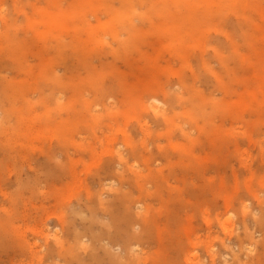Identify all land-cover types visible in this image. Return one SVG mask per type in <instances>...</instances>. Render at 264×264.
Masks as SVG:
<instances>
[{
	"label": "rangeland",
	"instance_id": "1",
	"mask_svg": "<svg viewBox=\"0 0 264 264\" xmlns=\"http://www.w3.org/2000/svg\"><path fill=\"white\" fill-rule=\"evenodd\" d=\"M171 14L174 15L176 19L175 25L177 27V30H179V36L177 35L176 38H175L176 31L170 25V23L174 21L173 16H169ZM166 16L170 17V19L167 20ZM256 24H259L260 27L259 28L256 27ZM168 27H170V29ZM257 37L262 38L259 43V46L261 49L264 50V0H0V220H1L0 222L2 224L4 222L2 226L0 223V230L1 228L4 227L3 228L4 230L2 229L0 231V237L2 236V238L0 239V243H6L7 240L5 239H8L10 237L8 239V242L9 240L10 242L9 243L7 242L8 245L7 243L4 245L2 244V247L5 248L4 249L2 248V251H0L1 252L0 255L2 254L1 257L4 260L0 258V263L3 264L2 262L4 261V264L5 262L9 264L10 259L11 261L14 259L13 262H15L16 259L18 258L19 261L15 262V264H19L21 260H23V262L21 261L22 262L21 264L24 263L42 264L44 263L43 261H45V259L47 261V263L45 264H49V263L58 264L55 258L54 261L52 260L53 259L52 257L51 258L47 257L48 254L54 252L55 250L54 248H64V247L69 248L70 245H72L71 246L72 248L77 249V251L79 250L78 251L79 253L81 251L82 253L81 258L83 259V261H86L88 258H86L85 255H87V257L90 256L88 255L89 251L88 253L86 252L85 254L84 249L81 248L79 245L78 238L87 236L86 241H89V244L91 243L96 244L95 240L92 241V237L102 236L104 234V231L106 232L108 231L107 233L104 234V236H102L104 238L106 237V235H108V236H114L111 237L114 239L116 236L120 235L118 229L117 230L115 229L116 231H114V229L112 231L105 230L106 228L102 229L103 227L100 224V222H102L103 220L110 222L108 219H110L111 217L109 216L111 211L106 212L105 210L104 212L103 209L101 208L102 210L99 209L100 211L99 212L97 207L99 203L97 202L94 204V202L98 201L96 197L98 196V193H103L102 198L105 204L107 205L108 204L113 205L115 202L117 203L119 200H120L119 202H122L123 200L121 198L122 196L121 192L117 191V188L122 186L120 183H123L124 184L123 187L124 188L126 187L125 189H123L125 192H131L133 194L135 191V194L132 196L134 200L136 199V201L132 202L133 204L132 206L136 205V203L139 204L141 202V204L144 203L143 208H146V210L144 211L145 214L144 219L142 218L138 219L134 217L136 219H133V222L134 220L135 221L137 220L133 224L135 230L142 233L143 235L145 233L146 236H144L142 239L145 238L147 239L148 233L150 236L151 232H152V237H156V239L154 238L152 239L150 236L151 239H147V240H152V242L148 241L147 243H145V240L144 241L138 240L139 243L137 241H131L132 244L131 242H129V244L131 245H133V243L136 242L134 247L135 246L138 247L137 245H139V248L135 247V250L138 251V256L140 257V262H138L139 264H143V262L145 264H164L165 262L166 264H175L177 263L176 262L177 257H179L178 259L180 258L183 259L182 261H186L184 263L181 260H179L181 261L180 263L187 264L188 258L192 257L188 254V252L190 254L193 253L198 258L197 259L198 261L197 260L196 261L197 262L200 261L199 262L200 264L205 259L207 260L205 261L208 262L210 261L209 260L210 257L206 255H209L208 254L209 248L219 253L226 252L225 248L222 247L221 239L226 238V235L227 237H229L228 235L232 236L231 235L232 231L237 232L235 233L236 235L238 233H240V235H245L244 222L246 220V224L247 226H249L247 222L251 221V219H252V223L251 222L250 223L252 225L249 226V229H251L250 232L252 233V235L253 236L256 235V236L255 238H252V240L251 239L249 240L248 237H244L246 240L243 241L246 243L250 242V244H252V248H254L255 250L252 251V249H247L246 246V250H243L242 251L243 253L241 252V255H242V259L248 262L250 261L249 262L250 264H260L257 260H253V257L259 256V254L262 255L264 252L263 251L264 248L261 250L262 246H260V244L264 246V236H263L264 231H262L263 229L260 230L259 228L261 227L256 225L257 223L253 221H255V218H259L261 216L260 214L264 215V203H263L264 191H262L264 190L263 187L264 186L263 183L264 93L262 94L261 92L258 91L260 89V86H262L264 92V73H263L264 68L263 70L262 69L260 70L258 76L253 79L252 81L253 83L249 85H247L246 83H240L238 79L235 80V76H237V74L239 76V79H245V78L250 79V77L254 75V68L252 66L249 67L250 65L249 66L247 65L248 67L246 68L248 69L247 70L244 69L243 66L244 63L242 61H239V59L241 58L240 55L237 56L234 48L232 47L233 44H237L240 51L243 52L242 54H246V56L253 54L255 55V51L253 47L250 46L255 45ZM180 44H184V46L189 50V58H190L189 62L191 60L190 64L193 65L197 74H199L198 79L196 80H194L193 77L191 76L192 72L189 69L188 63L187 64L185 63L183 65L180 62L181 59V57L179 56ZM164 46L165 49H167L168 51L167 55H166L167 51L165 52L161 51ZM215 47H217L216 50H218L216 52H215ZM170 48L173 49V55H170V51H169ZM224 49L225 52H222L224 51ZM224 53L226 54V56ZM229 53L231 54L228 55ZM221 56L224 57V59ZM170 57H171V61H170ZM230 57L231 58L236 57V58L231 59ZM252 57H253V61L255 62L256 56H252ZM201 58H204L207 61V63L213 68L214 71L218 69V71L216 72L220 74L221 78H223L221 79L222 81L215 79V77L211 75L209 71H207V68L203 67L200 64L202 62V60H200ZM226 60H227L226 62L227 66H225L226 64L224 62ZM237 64L240 65L238 66ZM234 66L236 68L238 67L237 70H239V72L235 75L232 74L233 69H235ZM175 69L184 70L183 71L184 76H186L185 82L187 85H189L190 83V85L189 86L181 85L180 87L182 88L183 92H185V95L190 98V100L186 98L187 105L185 104V106H183L184 109L181 105L178 104V106L175 108L174 111L175 112L174 119L176 122L178 119L177 123H179V125H181L182 127L184 125V127L190 131L192 136H197L200 140L198 142L199 144H195V142H191L185 139L182 136L178 127L177 128L173 127L174 128L173 131L175 129L176 130L173 133V138H169V134L172 131L170 132V129L167 124L165 126V123H160L156 120L154 122L153 117L151 118L149 114H146L138 110H136L134 114V106L137 107L139 101L141 100V96L144 95V93L146 94V92L141 90L142 84L141 82H139V79L144 78L147 82H150L154 78V75L158 73H160L161 77L165 79L167 76H171L173 74L162 70L172 71ZM223 69L225 70L223 71ZM221 71H223V73ZM249 72L251 73L249 74ZM240 73H242L243 75ZM204 74L206 75V77L204 76ZM227 77L229 78L227 79ZM177 79L178 78L172 79L174 81L173 84H176V82L178 81ZM233 81H235V83ZM192 83L196 90L198 91L206 90L207 93L209 92L207 95H210L212 94L211 92H213L212 95L215 99H217L216 104L219 107L213 106L210 103H206L205 105H203L204 107L200 106L198 100L199 96L197 95L195 98L193 94L188 93V90H190L189 87H191L192 89ZM213 83L214 84L217 83V84H215L214 86ZM111 86L113 87L110 88ZM239 86L240 87L243 86L245 89L243 87L240 88ZM225 87H227L228 90ZM234 87H238L240 89ZM109 88L113 90L112 92L113 95L111 96L112 98L111 97L108 98V95L105 97L100 96V92L102 89L110 90ZM242 90L245 91V93L240 95L241 93L240 91ZM217 91L218 92L221 91V93L224 94L218 93ZM254 92L258 96L259 98L258 100H261L259 101V103L258 100H256L257 97H254L255 95ZM215 93L217 94L216 96ZM233 97L235 98L233 99ZM147 98L149 99V96L146 97V100ZM221 98L222 99L224 98L226 102H221L222 101ZM241 98L242 101H244V102L241 101L244 105L241 102L237 101L238 99ZM161 100L163 101V98H161ZM192 101L194 103H192ZM235 105L239 107H236ZM114 107L121 109V113L118 116V119L115 120V117L109 118L107 116V118H109L112 122L100 123L99 120L103 116L99 117V113L104 115L105 113L109 112L108 110ZM195 107L201 109H204L206 107L205 108L206 111L204 110L205 114L204 112L203 113L196 112ZM242 107L245 109L243 110ZM83 109L84 110L89 109V111L83 113L81 111ZM127 110L128 113H126L127 116H125V112ZM185 110L188 113H186ZM192 111L193 113H191ZM259 112H261L260 113L261 115L259 114ZM94 115H96V117H94ZM143 115L145 116L144 118ZM234 115H236V117ZM254 115L255 118H253ZM227 116H229V118L233 116L232 117L233 119L232 118L229 119L227 118ZM217 117H219L220 119L219 118L217 119ZM180 119L183 121H179ZM206 122L208 125L206 124ZM226 123L230 124V127L229 126L227 127ZM223 125L225 126V128H223L224 127ZM236 125L238 126L239 129L236 127ZM158 127H163V128L160 129ZM208 127L209 129H211V131H209ZM260 127L261 129H259ZM252 128L254 131L252 130ZM135 129L139 130L138 131L139 133H137ZM158 129L161 131L159 132ZM190 129L193 130L197 129V131L193 132V130ZM196 132H198L197 134L199 136L196 134ZM213 133L214 135H212ZM134 135H136V139L135 137H133ZM174 135H176L177 138ZM202 135H204L206 138ZM208 136L212 137V139H214L216 136L217 138L216 141L218 140L217 144L219 145L213 144L212 142L209 143L208 140H205L207 139ZM239 136L240 137L244 136L246 139L240 141L238 144L229 141V139L232 140L233 137H239ZM251 138L255 141V143H253L254 141H252ZM122 139H124L126 142ZM144 139H146V141H144ZM157 139L158 141H156ZM160 139L162 142H160ZM171 139H176V140L171 141ZM203 140L205 142L207 141L204 144V148L201 147V145L204 143ZM225 140H226L225 143H221L224 142ZM247 140L249 141L247 142ZM133 141L135 142V144ZM179 145L182 148L181 147L178 148L177 146ZM217 146L219 150L217 149ZM134 147L136 148L134 149L136 151L132 153L133 152L132 149ZM199 148L200 151L197 150ZM129 149H130L129 151L130 153L129 152L126 153L125 151ZM179 149L181 150L178 151ZM195 149L197 151H195ZM154 151H156L155 152L156 154L154 153ZM209 151L211 152V155H214L215 152L216 156L215 155L211 156L209 154L210 153ZM225 151L228 152V154ZM146 152H148V154ZM164 152L167 153L166 154L167 157L164 155L165 154ZM119 153L121 155L124 154V156L126 157L125 159L127 160L125 163L122 164L123 166L120 165L117 161H115L116 163L115 162L112 163L111 161V156L112 157L114 155L118 156ZM143 153L146 154V156L143 155ZM206 153H207V159L204 158L206 157ZM151 154L152 155L155 154L156 156L154 155L152 157ZM173 154L175 155V157H173ZM219 156L221 157V160ZM108 157L110 158V163L108 162L109 161ZM157 157L158 159L156 161ZM131 158L133 159L135 158V159L133 160ZM214 158L215 161L212 160ZM188 159L190 162H188ZM158 160H160L159 166H158L159 163ZM162 160L163 161L165 160L164 163L162 162ZM166 160H168V162ZM180 161L182 164L180 163ZM182 161L184 162L185 165H183ZM220 161L223 165L220 163ZM224 161H228V162L224 163ZM59 162H61L64 168L66 167L67 169L63 170L62 168H57L56 165L60 164ZM107 162L108 165H106ZM129 162H132V164ZM178 162L180 164H178ZM133 163L135 164V166ZM191 163L194 164L195 166L194 165L192 166ZM213 163H216L214 164L216 166H214V168H211L213 167L212 166ZM227 163L230 165H228ZM116 164H119V166L121 167H119L118 165L117 167ZM197 165L200 166V169ZM210 165L211 167H209ZM102 166L104 167V170ZM206 166L208 167L206 168ZM88 167L89 168L91 167L90 168L91 170ZM109 167L111 169L114 168L112 172L111 169L110 170L107 169ZM190 167L192 168L190 169ZM195 167L197 170L195 169ZM216 167L217 168L219 167L217 169L218 174L215 171ZM182 168L185 169L186 172L189 170L187 173L190 174V176H188L186 172H184L185 175L183 173L182 176V172L184 171ZM147 169L148 170L150 169V171H148V174H147ZM212 169H214L215 172ZM94 170H95L94 172L95 175L97 173L95 179L92 178L93 175L92 172ZM107 170L108 173L107 172L102 173L103 171H107ZM205 170L206 172L208 171L207 174H209L211 170L216 174H213V172L211 171L212 174L210 173L209 174L210 176L209 175L207 176L206 172H204ZM227 170L229 171L227 172ZM62 171L64 172V176L63 173H61L62 177H59V172ZM109 171L111 172L110 175H109ZM118 171H119V176H118ZM135 171H143L146 175H150V173L154 174L157 172L158 175L155 177V179L150 176L145 177V179L142 180L145 183L144 184L145 186L143 185L141 187H138L136 182L135 181L132 182L131 181L132 179L130 178L132 177L134 179L133 175ZM193 171H194V175L193 173L191 175V172ZM195 171L197 172L196 175H195L196 173ZM250 171L253 174L250 173ZM51 172L54 173V175H52ZM55 173L57 174V176L55 175ZM106 173L108 176L106 175ZM121 173L125 175L128 174L126 183L122 181L120 175ZM238 173L240 174V176H238ZM98 174L100 176H98ZM101 174H105L106 178L104 177V175L101 176ZM111 174L114 176L112 177ZM198 174L203 175L201 176L202 178L199 176L200 180H198L197 178ZM95 175L93 176L95 177ZM161 175L164 176L161 177ZM174 175L176 178L174 177ZM221 175L223 176L221 177ZM109 176H111L112 179L114 178L113 179L114 181L112 183H110L111 177ZM193 176L196 177L198 181H194ZM224 176L225 179H228V181L224 179ZM238 177L239 180H237ZM107 178L110 179V181L107 180ZM129 178L131 180H129ZM96 179L99 183L96 181ZM173 179H176L175 183ZM181 179L185 180L186 182L180 181ZM187 179L189 181H187ZM216 181H218V184L216 183ZM147 182L150 183L148 184ZM151 182L154 184H152ZM198 182L201 183V184L199 183L201 186H199ZM127 183L129 185H127ZM159 184H161V186ZM189 184L190 186L192 185L193 188L190 187ZM209 184H214V186L209 187L208 186ZM182 186L184 188H182ZM178 187L180 189L179 190L180 192L178 191ZM252 187H254L255 189ZM171 188H173V190H171ZM201 188L203 191V193L201 192L202 194L200 193ZM203 189H205L206 193H208V195L205 194L206 197H203L205 192V190ZM218 189L221 191H219ZM257 189L258 192H256ZM241 190L242 193H240ZM216 191H218L217 194L219 193L218 196L217 194L215 195ZM228 191L229 192L231 191L230 194ZM112 192L114 193V195ZM192 192L193 194L197 192L198 195H196L197 194L196 193L194 196H191V198H189ZM109 193L111 194V196H109L110 195ZM117 193L119 196L117 195ZM167 193H170L172 200L174 196V199L176 201L174 200L172 201L171 198H167L168 197V195L166 196ZM175 193H176V197H175ZM188 193L190 194L188 195ZM245 193L246 194L248 193L250 197H247L248 195H246ZM153 194L156 196H160L161 198L164 194V198H162L163 200H161V198L159 200L155 196L152 197ZM185 194L188 196L186 197ZM257 194L261 198H258L259 196ZM241 196L244 199L241 198ZM112 197L113 199L115 198L116 201H113ZM119 197L121 199H118ZM143 197L145 199L146 198L149 199L144 200ZM179 197L180 200L178 201L177 198L179 199ZM209 197L211 198V200H213L214 197L213 202L210 201ZM217 197L219 198V200H217ZM239 197L241 201L240 200L236 201V199H239ZM193 198H196L197 201H195ZM205 198L206 200L208 198L209 203L212 202L210 203L211 205L205 201ZM215 198L217 201L215 200ZM141 199L143 201H141ZM151 199L152 201L158 200L159 202L154 201L155 206H153L154 202L152 203V201H149ZM164 199L167 201L165 202ZM222 199L224 201H221ZM198 200L201 203L200 202L198 203ZM125 201L123 203L127 205ZM160 201H163V203L165 202L164 205ZM175 202L177 203L179 202V204L181 203L182 205L183 203H185V205L188 204L187 202H189V204L186 206L184 205L185 207H183L181 204L179 205ZM204 202H206L205 203L206 205H204ZM91 203L94 205H92ZM213 203L214 205L212 206ZM224 203H226V205ZM90 204L92 207L94 206L96 213H94L95 211H93V208L89 206ZM193 204L196 206H194ZM197 204H199L202 207V209ZM221 204L225 206H221L220 208L219 205ZM228 204H230L229 208H228ZM240 204L242 208L240 207ZM215 205L218 206L216 207ZM171 206L174 207L172 208ZM205 206L206 207L208 206L207 209L210 206V208L208 209V213L202 211L203 209L207 211V209L204 208ZM230 207H232V211ZM176 208L179 210L178 214L175 212V210L177 211ZM195 208L197 209L195 210ZM217 208L221 212L217 210ZM224 208L225 209L228 208L227 209L228 212ZM89 209L90 210L92 209L93 215L95 214L94 216H92L93 218H95L97 214L101 213L102 215L104 214L103 216L106 215L105 217H107L108 219L107 218L105 219L101 215L99 216L97 215L96 219L99 217L98 220L101 218L103 220L101 219L97 222L95 220L94 222L93 218L90 217L92 213L91 211H89ZM167 209L169 211L168 212L169 215L167 213ZM213 209L214 210L216 209L218 212L216 213V210L214 212ZM223 209L224 211H222ZM123 210L124 208L121 211L120 210L118 211L120 212V214L124 215L125 213ZM195 211L197 213H195ZM199 211L201 212L199 213ZM174 213H176L175 215H178L180 219L182 217L181 221L182 223H184L185 227H183L184 225H181L182 224L181 222L179 223L180 219L178 217H177L178 219L176 218V216L173 217ZM220 213L221 215L219 217L218 215ZM199 214L200 216L201 215L203 216V217L201 216L203 220L200 219L201 217L199 218ZM249 214L253 216V217L251 216L249 217L250 220L247 217L249 216ZM194 215L196 216L194 217ZM170 216L172 218V221L170 220L171 219ZM160 219H164V222L163 220L161 221ZM168 219L170 220V222L174 224L170 223ZM189 219L191 221H189ZM92 220L94 223L93 225H92ZM213 221H214V225H213ZM73 222L74 223L83 222V223L78 224L79 226H77V223L73 224ZM168 222L170 225L168 224ZM151 223H153L154 226ZM89 224H91L92 226ZM146 224H148L149 226L147 227ZM74 225L77 228L73 227ZM80 225L83 226L85 225V226L80 227ZM96 225L99 227V229H101L100 230L101 232L99 231L100 232L99 235L97 234L98 232H96L99 230L97 229ZM70 226L72 227V229H75L76 233H74L75 231L72 230ZM86 226H87L86 228L87 231L91 230L88 226H91V228L93 227L92 231L96 230L93 232H96L98 236H96L95 233L94 235H92L93 232L91 234V231L90 232L85 231L84 229ZM166 226H169V228ZM172 226L178 232H176ZM225 226H228L229 228L225 229ZM142 227L144 229L146 228V230L151 228L152 229L149 231L147 230V232H145L146 230L144 231ZM206 227L207 229H205L204 231V228ZM212 227L213 230L211 229ZM69 228L72 230L71 231V233H73L72 236L71 235L69 236L68 234ZM124 228H129V230L127 229V231H130L131 225L128 227V225L124 224ZM188 228H191L192 230L191 229L188 230ZM199 228H200V232L197 231L199 230ZM256 228L257 230L259 229L258 230V232L260 231L259 233L257 232ZM181 229L185 231L184 234L183 231H181ZM195 229L197 230L195 231ZM80 230L82 231L80 232ZM125 230L126 229L123 230L124 233L121 232L123 234L122 236H120L121 238L122 237L125 238L124 242L122 240L123 238L120 239V241L117 240L120 238L118 237L115 238L114 240L112 239L113 241L111 240V242L113 243H109L111 238L109 237L110 239H108L107 236L108 239L107 242L110 245L113 244L117 246L118 244V246H120L119 249L120 253H125L124 251L128 245L127 242L128 240H126L127 238H126ZM154 230L156 231L158 230V231L157 232L155 231L156 232L155 233L153 232ZM210 230H212V232H210ZM83 231L85 232L83 233ZM110 232L113 235L112 234L110 235ZM115 232L117 233V235H114L116 234ZM85 233H87L86 236ZM172 233L174 234L176 233V234L174 235ZM194 233L197 234L195 235ZM205 233L206 235L211 234L210 237L209 235H207L206 237V235H204ZM65 234L66 237H64ZM77 234L78 235L81 234V235L78 236ZM170 234L172 236L174 235L175 238L178 235L177 237L178 239L171 237ZM180 234L182 235L180 236ZM186 234L189 235L190 237L187 236ZM198 234L201 237L200 236L198 237ZM59 235L62 236L63 239L62 237L59 238L58 237ZM167 235L169 236L166 237V240L168 241L170 240L169 242L163 240L165 239L164 236ZM11 236L14 239H12ZM73 236L75 237L77 236V237L74 239ZM70 237L71 238L73 237V239H70ZM64 238L65 239L68 238V239L65 240ZM171 238L173 239V241ZM188 238L191 239L190 241H193V243L190 242ZM184 239H187L185 241L188 242L187 243L188 245L184 242ZM234 239L235 242H237V240L239 242V238L237 236L233 237V240ZM174 240L176 241L178 240L179 243L176 245V241ZM73 241L74 242L76 241L77 243L76 242L74 243ZM125 241L127 242V245H125L126 243ZM13 242H14V247L12 245ZM121 242L122 244H120ZM167 242H168V246H167ZM182 242H184L183 245L185 246L181 245ZM203 242H205V244ZM16 243H19L17 244L18 246L16 245V247L21 246L23 248L19 247L20 249L18 250L15 249ZM52 243L54 244L53 249H52L53 246ZM162 243L164 244L166 243V244L164 245ZM152 244L153 245L155 244L158 247L152 246ZM171 244L174 246H172ZM11 245L12 247H10ZM96 245H94L92 248L97 247L99 250L96 249L97 251L96 250L94 251V249H91L90 254L92 253V251H94L97 254L96 256H98V252L99 253L101 252L100 253L101 255L99 254L100 258L98 256V260H97V257L95 258V253L94 254L92 253L91 255L94 256H91V258H89L90 260H87L86 262L90 264L91 260L94 259V264H97L99 261H102L99 262L100 264H104L105 262L104 259H105L108 262V264H111V262L112 264H115V260H114L115 258L111 256L112 255L111 253L106 252L107 254L106 255L104 254L105 253L104 249H103L104 251H101L102 248L99 241ZM169 245L171 246L172 249L171 253L173 255L169 252L170 249ZM180 245L182 246V248ZM202 245L206 246V247L204 246L205 249L202 247ZM25 246L26 248H24ZM49 246L50 249L48 250ZM123 246L125 248L122 249L121 247ZM164 247L165 250L167 249L168 251L167 250L165 251L163 249ZM172 247L175 248L173 249ZM183 247H185L186 251ZM21 249L23 250V254ZM259 249L260 252H258ZM4 250H6L5 252L8 251L7 253L10 258L6 255ZM173 250H175L176 252L179 250V252L177 253L181 255L174 256V254L175 255L177 254L176 252L173 253L174 252ZM30 251L31 254L33 253L32 254L33 256H31ZM182 251L184 253V256H182L183 255ZM237 251L238 250L236 249L233 250H230V248L228 249V252L226 253L229 258L228 264H233L238 254ZM2 252H4V254ZM144 252H148L147 255H144ZM11 253L15 254L13 255L14 258L12 257ZM43 253L46 255L47 258H45ZM108 254L110 256H108ZM3 255H5L8 259L6 257L4 258ZM83 255L86 259L82 257ZM102 255H104V257H102ZM170 256L171 258L174 256L172 260ZM32 257L33 259H31ZM109 257L113 259L110 258L109 260L108 259ZM68 258L63 257L61 258L60 262L62 261V259H64L62 261L63 264H68V262H65V260L67 259L66 261H69L72 257H68ZM50 259L52 260L51 262ZM162 259L164 263H162L163 262ZM251 259L253 260L252 261L253 263L251 262ZM167 260L171 262L167 263ZM174 260L175 262L173 263ZM217 261L219 262L221 261V263L216 262V264H224L223 259L222 260L219 259ZM60 262L59 264H62V262L61 263ZM71 262L72 263L75 262V264H77V262H79V259L72 258L69 263L71 264ZM79 264H81V262ZM105 264L107 263L105 262Z\"/></svg>",
	"mask_w": 264,
	"mask_h": 264
},
{
	"label": "bare ground",
	"instance_id": "2",
	"mask_svg": "<svg viewBox=\"0 0 264 264\" xmlns=\"http://www.w3.org/2000/svg\"><path fill=\"white\" fill-rule=\"evenodd\" d=\"M169 16H173V19H174V21H172L173 24H172V22H171L170 25H171V27H173V29L176 31V36H175V38H176L177 35L179 36V30H177V27H176V25H175V23H176V19H175V17H174L173 14H171V15H169ZM166 17H167V20L170 19V17H168V16H166ZM247 17H248V16H247ZM53 18H54V17H53ZM256 27L259 28L260 25H259V24H256ZM168 28L170 29V27H168ZM243 30H245V29H243ZM252 33H253V32H252ZM254 35H255V34H254ZM227 37H228V36H227ZM261 39H262V38L257 37V38H256V43H255V45L252 46V45L250 44V45H251L250 47H253V49H254V51H255V55L253 54V55H248V56H246V54H242L243 52L240 51V49L238 48L237 44H233V45H232V47L234 48V50H235L237 56L240 55V57H241L240 59H241V60L239 59V61H242V62L244 63V64H243L244 69L247 70L248 68H246V67H248L249 65H250L249 67L252 66V67L254 68V75L251 76V77L248 76V77H250V79H247V78H245V79H239V76H238V74H237V73L239 72V70H237L238 67L236 68V67L234 66L235 69H233V73H232V74H233V75L237 74L238 77L235 76V80L238 79V81H239L240 83H246L247 85L253 83V82H252L253 79H254L255 77H257V76H258V73L260 72V70H261V69L263 70V68H264V50L261 49L260 46H259V43H260ZM248 43H249V42H248ZM252 43H254V42H252ZM228 45H229V44H228ZM230 46H231V45H230ZM223 47H224V46H223ZM250 47H249V48H250ZM216 48H217V47H215V52L218 51V50H216ZM221 48H222V47H221ZM227 48H228V47H227ZM218 49H219V48H218ZM229 49H230V48H229ZM229 49H228V50H229ZM250 49H251V48H250ZM253 49H252V50H253ZM220 50H222V49H220ZM252 50H251V51H252ZM161 51H162V52H163V51H164V52L167 51V49H165V46L162 48ZM169 51H170V55H173V49L170 48ZM230 51H231V50H230ZM230 51H229V52H230ZM251 51H250V52H251ZM222 52H225V49H224V51H222ZM220 53H221V52H220ZM252 53H253V52H252ZM167 54H168V51H167L166 55H167ZM224 54H225V53H224ZM230 54H231V53H229L228 55H230ZM179 56L181 57V59H180L181 64L184 65L185 63H186V64L188 63V65H189V69H190V71L192 72V73H191V76L193 77V79H194V80L198 79V75H199V74H197V72H196V70L194 69L193 65L190 64V63H191V60H190V62H189V59H190V58H189V50L184 46V44H180V46H179ZM225 56H226V54H225ZM252 56H256V60H255V62L253 61V57H252ZM221 57H222V56H221ZM222 58L224 59V57H222ZM230 58H231V57H230ZM232 58H234V57H232ZM232 58H231V59H232ZM235 58H236V57H235ZM235 58H234V59H235ZM200 60H202L201 63H200ZM200 60H199V63H200L203 67H206V68H207V71H209V73H210L211 75H213V76L215 77V79H217V80H221V79H223V78H221L220 74L216 72V71H218V69H216V71H214L213 68L207 63V61H206L204 58H201ZM170 61H171V57H170ZM232 61H233V60H232ZM212 62H213V60H212ZM215 62H217V61H215ZM224 62H225V64H226L225 66H227V63H226L227 60L224 61ZM228 62H229V60H228ZM230 62H231V61H230ZM235 63H236V62H235ZM238 63H239V62H238ZM240 63H241V62H240ZM220 64H221V63H220ZM232 64H233V63H232ZM232 64H231V65H232ZM223 65H224V64H223ZM223 65H222V66H223ZM235 65H236V64H235ZM237 65H238V64H237ZM239 65H240V64H239ZM239 65H238V66H239ZM247 65H248V66H247ZM202 66H201V67H202ZM208 66H209V67H208ZM222 66H221V67H222ZM201 67H200V68H201ZM230 67H232V66H230ZM214 68H215V66H214ZM253 68H252V71H253ZM226 69H228V68H226ZM229 69H230V68H229ZM224 70H225V69H223V71H224ZM157 71H158V70H157ZM162 71H166V72L172 73L173 75H171V76H167L165 79H163V78L161 77L160 73H158V74H155V75H154V78H153L152 81H150V82H147L144 78H140V79H139V82H141V84H142V88H141V90L144 91V92H146V94L144 93V95L141 96V100L139 101L138 105L136 104L137 107L134 106V114H135V111L138 110V111L144 112V113H146V114H149V115L151 116V118H152V117L154 118V119H153L154 122H155V120H156V121H158V122H160V123H165V126H166V124H167L168 127H169V129H170V132L172 131V132L169 134V138H173V133H174L175 130H176V129H175V130L173 131V129H174L173 127H175V128L178 127L179 130H180V132H181V134H182V136H183L185 139H187L188 141H191V142H195V144H199V143H198V142L200 141L199 138H198L197 136H192V134L190 133V131L187 130V128H185L183 124H182V125H183V127H182L181 125H179V123H177V122H178V119H177V122H176L175 119H174V115H175V114H174V113H175L174 111H175V108L178 106V104L181 105V106L183 107V106H185V104L187 103V99L190 100V98L187 97V96L185 95V92H183L182 88L180 87L181 85H184V86H189V85H190V83H189V85H187L186 82H185L186 76H184V72H183L184 70H183V69H178V70L175 69V70H172V71H168V70H162ZM205 71H206V70H205ZM223 71H221V72L223 73ZM241 71H242V70H241ZM248 71H249V70H248ZM198 72H199V70H198ZM219 72H220V71H219ZM230 72H232V71H230ZM245 72H246V71H245ZM250 73H251V72H249V74H250ZM263 73H264V70H263ZM230 74H231V73H230ZM240 74H242V73H240ZM242 75H243V74H242ZM244 75H246V74H244ZM247 75H248V74H247ZM204 76L206 77L205 74H204ZM208 76H209V75H208ZM228 76H229V75H228ZM242 77H243V76H242ZM242 77H241V78H242ZM175 78H178V79H177V80H178V81H177L178 83L176 82V84H173L174 81H173L172 79H175ZM224 78H225V77H224ZM228 78H229V77H227V79H228ZM233 79H234V78H233ZM225 80H226V79H225ZM175 81H176V80H175ZM221 81H222V80H221ZM227 81H228V80H227ZM233 82L235 83V81H233ZM213 84H214V83H213ZM215 84H217V83H215ZM215 84H214V86H215ZM225 84H226V83H225ZM221 85H223V84H221ZM227 86H228V85H227ZM243 86H244V85H243ZM243 86H242V87H243ZM112 87H113V86H111L110 88H112ZM219 87H220V86H219ZM232 87H233V86H232ZM239 87H240V86H239ZM242 87H240V88H242ZM244 87H245V86H244ZM244 87H243V88H244ZM110 88H109V89H110ZM189 88H190V90H188V93H189V94H193V96H194L195 98H196L197 95L199 96L198 100H199V103H200L199 105H200V106H203V105H205L206 103H210V104H212L213 106H218V105L216 104V103H217V99H215V98L213 97V95H212L213 92H211L212 94L207 95L209 92L207 93L206 90H200V91H198V90H196V89L194 88L193 83H192V89H191V87H189ZM216 88H217V87H216ZM225 88L227 89V87H225ZM234 88H238V87H234ZM240 88H238V89H240ZM211 89H212V88H211ZM211 89H210V90H211ZM222 89H223V88H222ZM244 89H245V88H244ZM207 90H208V89H207ZM213 90H214V89H213ZM227 90H228V89H227ZM214 91H215V90H214ZM230 91H231V90H230ZM238 91H239V90H238ZM242 91H243V90H242ZM242 91H240V92H241L240 95L245 93V91H243V92H242ZM258 91L261 92L262 94L264 93V92H263V89H262V86H260V89H259ZM112 92H113L112 89H110V90L102 89L101 92H100V96H104V97H105V96L108 95V98H109V97H111V96L113 95ZM205 92H206V93H205ZM215 92H216V91H215ZM217 92H218V91H217ZM226 92H227V91H226ZM236 92H237V91H236ZM218 93H221V91L218 92ZM142 94H143V93H142ZM221 94H224V93H221ZM254 94H255L254 97H257L256 100H258L259 98H258L257 94H256L255 92H254ZM216 95H217V94L215 93V96H216ZM147 96H149V99L147 98V100H146V97H147ZM188 96H189V95H188ZM220 96H221V95H220ZM230 96H231V95H230ZM190 97H191V96H190ZM218 97H219V96H218ZM225 97H226V96H225ZM111 98H112V97H111ZM161 98H163V101L161 100ZM186 98H187V99H186ZM227 98H228V96H227ZM234 98H235V97H233V99H234ZM260 98H261V97H260ZM263 98H264V97H263ZM221 99H222V98H221ZM230 99H231V98H230ZM226 100H227V99H226ZM239 100H240V101H239ZM263 100H264V99H263ZM218 101H219V100H218ZM237 101H238V102H241V101H242V98H241V99H238ZM259 101H261V100H258V103H259ZM221 102H226V101H225L224 98H223ZM235 102H236V101H235ZM235 102H234V104H235ZM242 102H244V101H242ZM242 102H241V103H242ZM192 103H194V102L192 101ZM114 104H116V103H114ZM170 104H171V105H170ZM226 104H228V103H226ZM238 104H239V103H238ZM242 104H243V103H242ZM247 104H248V103H247ZM186 105H187V104H186ZM230 105H231V104H230ZM243 105H244V104H243ZM220 106H221V105H220ZM235 106H236V107H239V106H237V105H235ZM248 106H249V105H248ZM179 107H180V106H179ZM179 107H178V109H179ZM190 107H191V106H190ZM203 107H204V106H203ZM218 107H219V106H218ZM195 108H196V107H195ZM205 108H206V107H205ZM205 108H204V109L196 108V112H200V113H203V112H204V114H205V111H206ZM242 108H243V107H242ZM178 109H177V110H178ZM181 109H182V108H181ZM181 109H180V110H181ZM183 109H184V107H183ZM187 109H188V108H187ZM187 109H186V110H187ZM207 109H208V107H207ZM244 109H245V108H243V110H244ZM262 109H263V108H262ZM115 110H116L117 112H116ZM186 110H185V111H186ZM190 110H191V109H190ZM190 110H189V111H190ZM204 110H205V111H204ZM211 110H212V109H211ZM213 110H214V109H213ZM254 110H255V109H254ZM81 111H82L83 113H86V112L89 111V109H87V110H84V109H83V110H81ZM108 111H109V112L105 113L104 115L101 114V113H99V117H102V116H103V117L99 120L100 123H110V122H112V121H111L109 118H113V117H115V120H116V119H118V116H119L120 113H121V109H120V108H116V107H114V108H112V109H110V110H108ZM183 111H184V110H183ZM183 111H182V113H183ZM187 111H188V110H187ZM187 111H186V113H188ZM193 111H194V110H193ZM193 111H192L191 113H193ZM209 111H210V109H209ZM222 111H223V110H222ZM249 111H250V110H249ZM257 111H258V109H257ZM207 112H208V110H207ZM237 112H238V111H237ZM123 113H124V111H123ZM126 113H128V110L125 112V116H127ZM136 113H137V112H136ZM182 113H181V114H182ZM191 113H190V114H191ZM194 113H195V112H194ZM220 113H221V112H220ZM234 113H235V112H234ZM260 113H261V112H259V114H260ZM134 114H133V115H134ZM139 114H140V113H139ZM141 114H142V113H141ZM198 114H199V113H198ZM216 114H217V113H216ZM227 114H228V113H227ZM238 114H239V113H238ZM247 114H248V113H247ZM253 114H254V113H253ZM259 114H257V115H259ZM178 115H179V114H178ZM192 115H193V114H192ZM207 115H208V113H207ZM207 115H206V116H207ZM211 115H212V112H211ZM213 115H214V114H213ZM224 115H225V114H224ZM229 115H230V114H229ZM232 115H233V114H232ZM257 115H256V116H257ZM260 115H261V114H260ZM86 116H87V115H86ZM107 116H108L109 118H107ZM135 116H136V115H135ZM135 116H134V117H135ZM140 116H142V115H140ZM147 116H148V115H147ZM194 116H195V115H194ZM217 116H218V115H217ZM221 116H222V115H221ZM234 116L236 117V115H234ZM245 116H246V114H245ZM247 116H249V115H247ZM262 116H263V115H262ZM262 116H261V117H262ZM94 117H96V115H94ZM144 117H145V116L143 115V118H144ZM177 117H178V116H177ZM214 117H216V116H214ZM232 117H233V116H232ZM232 117H230V118H232ZM146 118H147V117H146ZM218 118H219V117H217V119H218ZM222 118H224V117H222ZM227 118H229V116H227ZM230 118H229V119H230ZM246 118H247V117H246ZM251 118H252V117H251ZM253 118H255V115L253 116ZM203 119H204V118H203ZM212 119H213V118H212ZM215 119H216V118H215ZM219 119H220V118H219ZM232 119H233V118H232ZM234 119H235V118H234ZM242 119H243V118H242ZM247 119H248V118H247ZM131 120H132V119H131ZM138 120H139V119H138ZM142 120H143V119H142ZM191 120H192V119H191ZM194 120H195V119H194ZM197 120H198V117H197ZM200 120H201V119H200ZM223 120H224V119H223ZM257 120H259V119H257ZM257 120H256V121H257ZM140 121H141V120H140ZM140 121H139V122H140ZM179 121H183V120L180 119ZM227 121H228V119H227ZM229 121H230V120H229ZM137 122H138V121H137ZM158 122H157V125H158ZM200 122H201V121H200ZM208 122H209V121H208ZM231 122H232V120H231ZM231 122H230V123H231ZM233 122H234V121H233ZM237 122H238V121H237ZM141 123H142V122H141ZM160 123H159V124H160ZM183 123H184V122H183ZM193 123H194V121H193ZM197 123H198V122H197ZM202 123H203V122H202ZM220 123H221V122H220ZM223 123H224V122H223ZM145 124H146V123H145ZM184 124H185V123H184ZM206 124H207V122H206ZM226 124H227V123H226ZM254 124H255V123H254ZM139 125H140V124H139ZM147 125H148V124H147ZM157 125H156V126H157ZM207 125H208V124H207ZM144 126H145V125H144ZM148 126H149V125H148ZM156 126H155V127H156ZM187 126H188V125H187ZM217 126H218V125H217ZM223 126H224V125H223ZM228 126L230 127V124H227V127H228ZM232 126H234V125H232ZM232 126H231V127H232ZM138 127H139V126H138ZM145 127H146V126H145ZM149 127H150V126H149ZM155 127H154V128H155ZM189 127H190V126H189ZM201 127H202V126H201ZM201 127H200V128H201ZM236 127L238 128L237 125H236ZM242 127H243V126H242ZM143 128H144V127H143ZM154 128H153V129H154ZM158 128L161 129V128H163V127H158ZM195 128H196V127H195ZM200 128H199V129H200ZM221 128H222V126H221ZM223 128H225V126H224ZM188 129H189V128H188ZM193 129H194V128H193ZM193 129H190V130H193ZM208 129H209V127H208ZM213 129H214V128H213ZM218 129H219V128H218ZM235 129H236V128H235ZM238 129H239V128H238ZM259 129H261V127H260ZM122 130H123V129H122ZM156 130H157V129H156ZM158 130H159V129H158ZM164 130H165V129H164ZM205 130H207V129H205ZM205 130H204V131H205ZM240 130H241V129H240ZM243 130H244V128H243ZM243 130H242V131H243ZM252 130H253V128H252ZM135 131H136L137 133H139V132H138L139 130L135 129ZM140 131H141V129H140ZM142 131H143V130H142ZM149 131H150V130H149ZM160 131H161V130H159V132H160ZM177 131H178V130H177ZM177 131H176V132H177ZM195 131H197V129L193 130V132H195ZM209 131H211V129H209ZM216 131H217V130H216ZM216 131H215V132H216ZM253 131H254V130H253ZM136 132H135V133H136ZM152 132H153V131H152ZM156 132H157V131H156ZM191 132H192V131H191ZM219 132H220V131H219ZM222 132H223V131H222ZM232 132H233V131H232ZM247 132H248V131H247ZM165 133H166V132H165ZM167 133H168V132H167ZM197 133H198V132H196V134H197ZM205 133H206V132H205ZM131 134H132V133H131ZM154 134H155V132H154ZM215 134H216V133H215ZM251 134H254V133H251ZM257 134H258V132H257ZM138 135H139V134H138ZM140 135H141V132H140ZM143 135H144V134H143ZM159 135H160V133H159ZM177 135H178V134H177ZM197 135H198V134H197ZM207 135H209V134H207ZM212 135H214V133H213ZM126 136H127V135H126ZM130 136H131V135H130ZM174 136L176 137V135H174ZM198 136H199V135H198ZM202 136H204V135H202ZM205 136H206V134H205ZM205 136H204V137H205ZM223 136H224V135H223ZM133 137H135V139H136V135H134ZM175 137H174V138H175ZM178 137H179V136H178ZM196 137H197L198 139H197ZM213 137H214V136H213ZM247 137H248V136H247ZM250 137H251V136H250ZM124 138H125V137H124ZM138 138H139V137H138ZM138 138H137V139H138ZM142 138H143V137H142ZM161 138H162V137H161ZM176 138H177V137H176ZM180 138H181V137H180ZM200 138H201V136H200ZM205 138H206V137H205ZM252 138H254V137H252ZM252 138H251V140L254 141ZM111 139H112V138H111ZM111 139H110V140H111ZM133 139H134V138H133ZM151 139H152V138H151ZM158 139H159V138H158ZM158 139H157L156 141H158ZM178 139H179V138H178ZM216 139H217L216 136H215L214 139H212V137H209V136H208L207 139H205V140H208L209 143L212 142L213 144H217V143H218V140L216 141ZM220 139H221V138H220ZM244 139H246L244 136H242V137L239 136V137H233L232 140L229 139V141L238 144L240 141H242V140H244ZM247 139H248V138H247ZM122 140H124V139H122ZM148 140H149V139H148ZM163 140H164V139H163ZM172 140H176V139H171V141H172ZM223 140H224V139H223ZM118 141H119V140H118ZM124 141H125V140H124ZM128 141H129V140H128ZM144 141H146V139H144ZM152 141H153V140H152ZM182 141H183V140H182ZM203 141H204V140H203ZM248 141H249V140H247V142H248ZM125 142H126V141H125ZM133 142H134V141H133ZM137 142H138V141H137ZM160 142H162L161 139H160ZM165 142H166V140H165ZM173 142H174V141H173ZM206 142H207V141H206ZM206 142L204 141L203 144L201 143V144H202L201 147L204 148V144H205ZM225 142H226V140H225L224 142H221V143H225ZM245 142H246V141H245ZM262 142H263V141H262ZM117 143H118V142H117ZM123 143H124V142H123ZM131 143H132V142H131ZM149 143H151V142H149ZM157 143H158V142H157ZM178 143H179V142H178ZM250 143H251V142H250ZM253 143H255V141H254ZM256 143H258V142H256ZM259 143H260V142H259ZM126 144H127V143H126ZM134 144H135V142H134ZM162 144H163V143H162ZM162 144H161V145H162ZM166 144H167V143H166ZM172 144H173V143H172ZM174 144H175V143H174ZM176 144H177V143H176ZM182 144H183V143H182ZM240 144H241V143H240ZM156 145H157V144H156ZM156 145H155V146H156ZM164 145H165V143H164ZM169 145H170V144H169ZM217 145H219V144H217ZM115 146H116V145H115ZM172 146H173V145H172ZM174 146H175V145H174ZM210 146H211V145H210ZM228 146H229V145H228ZM125 147H126V146H125ZM131 147H132V145H131ZM131 147H130V148H131ZM136 147H137V146H136ZM139 147H140V146H139ZM144 147H145V146H144ZM153 147H154V146H153ZM177 147L180 148L181 146L179 145V146H177ZM177 147H176V148H177ZM206 147H207V146H206ZM208 147H209V146H208ZM211 147H212V146H211ZM233 147H234V146H233ZM147 148H148V147H147ZM149 148H150V147H149ZM181 148H182V147H181ZM195 148H196V147H195ZM209 148H210V147H209ZM226 148H227V146H226ZM92 149H93V148H92ZM134 149H136V148L134 147V148L132 149V151H133L132 153H134V152L136 151V150H134ZM213 149H214V148H213ZM217 149L219 150L218 146H217ZM217 149H216V150H217ZM221 149H222V148H221ZM223 149H224V147H223ZM228 149H229V148H228ZM146 150H147V149H146ZM170 150H171V149H170ZM180 150H181V149H179L178 151H180ZM197 150L200 151V148L197 149ZM197 150L195 149V151H197ZM205 150H206V149H205ZM211 150H212V149H211ZM218 150H217V151H218ZM225 150H226V149H225ZM231 150H233V149H231ZM129 151H130V149H129V150H126L125 152L127 153V152H129ZM142 151H143V150H142ZM152 151H153V150H152ZM165 151H166V150H165ZM175 151H176V149H175ZM178 151H177V153H178ZM201 151H202V148H201ZM217 151H216V154H217ZM226 151H227V150H226ZM226 151H225V152H226ZM138 152H139V151H138ZM150 152H151V151H150ZM155 152H156V151H154V153H155ZM166 152H167V151H166ZM168 152H169V151H168ZM203 152H204V151H203ZM203 152H202V153H203ZM206 152H207V151H206ZM209 152H210V151H209ZM222 152H223V151H222ZM129 153H130V152H129ZM129 153H128V154H129ZM132 153H131V155H132ZM146 153L148 154V152H146ZM164 153H165V152H164ZM171 153H172V152H171ZM181 153H182V152H181ZM187 153H188V152H187ZM195 153H196V152H195ZM218 153H220V152H218ZM226 153L228 154V152H226ZM230 153H231V152H230ZM230 153H229V155H230ZM155 154H156V153H155ZM155 154H154V155H155ZM166 154H167V153H165L164 155L166 156ZM169 154H170V153H169ZM169 154H168V157H169ZM175 154H176V153H175ZM197 154H198V153H197ZM197 154H196V157H197ZM209 154L211 155V152H210ZM221 154H222V153H221ZM231 154H232V153H231ZM233 154H234V153H233ZM67 155H68V154H67ZM69 155H70V154H69ZM139 155H140V154H139ZM143 155L146 156V154H144V153H143ZM154 155L151 154L152 157H153ZM157 155H158V153H157ZM161 155H162V154H161ZM161 155H160V156H161ZM179 155H180V154H179ZM179 155H178V156H179ZM199 155H200V154H199ZM214 155H215V152H214ZM214 155H211V156H214ZM218 155H219V154H218ZM224 155H225V153H224ZM229 155H228V156H229ZM236 155H237V154H236ZM236 155H235V156H236ZM137 156H138V155H137ZM145 156H144V157H145ZM151 156H150V157H151ZM155 156H156V155H155ZM202 156H203V154H202ZM215 156H216V155H215ZM231 156H233V155H231ZM235 156H234V157H235ZM71 157H72V156H71ZM109 157H110V156H109ZM109 157H108V158H109ZM147 157H148V156H147ZM150 157H149V158H150ZM158 157H159V155H158ZM158 157L156 158V161H157ZM161 157H162V156H161ZM166 157H167V156H166ZM173 157H175L174 154H173ZM219 157H220V156H219ZM223 157H224V156H223ZM225 157H226V156H225ZM108 158H107V160H108ZM125 158H126V157L124 156V154L121 155V154L119 153L118 156H115V155H114L113 157L111 156V161H112V163H114L115 161H117L120 165H122L123 163H125V162L127 161ZM128 158H129V156H128ZM141 158H142V157H141ZM163 158H164V157H163ZM163 158H160V159H163ZM170 158H172V157H170ZM178 158H179V157H178ZM189 158H190V157H189ZM200 158H201V157H200ZM200 158H199V159H200ZM204 158L207 159V153H206V157H204ZM208 158H209V156H208ZM69 159H70V158H69ZM100 159H101V158H100ZM103 159H104V158H103ZM103 159H102V160H103ZM105 159H106V158H105ZM131 159H133V158H131ZM131 159H130V160H131ZM134 159H135V158H134ZM134 159H133V160H134ZM164 159H165V158H164ZM224 159H225V158H224ZM226 159H227V158H226ZM140 160H141V159H140ZM143 160H144V159H143ZM170 160H173V159H170ZM180 160H182V159H180ZM186 160H187V159H186ZM186 160H185V161H186ZM212 160L215 161V158L212 159ZM216 160H217V159H216ZM220 160H221V157H220ZM66 161H67V160H66ZM76 161H77V160H76ZM103 161H104V160H103ZM138 161H139V160H138ZM138 161H137V162H138ZM159 161H160V160H158V162H159ZM164 161H165V160H164ZM164 161L162 160L163 163H164ZM166 161L168 162V160H166ZM232 161H233V160H232ZM64 162H65V161H64ZM77 162H78V161H77ZM77 162H76V163H77ZM108 162L110 163V158H109V161H108ZM108 162H107L106 165H108ZM134 162H136V161H134ZM149 162H150V161H149ZM162 162H161V163H162ZM182 162H183V161H182ZM188 162H190L189 159H188ZM206 162H207V161H206ZM212 162H213V161H212ZM225 162H228V161H224V163H225ZM229 162H230V160H229ZM243 162H244V161H243ZM59 163H60V164H57V165H56L57 168H62L63 170H66V169H67L66 167L64 168V166H63V164H62L61 162H59ZM68 163H69V162H68ZM93 163H94V162H93ZM93 163H92V164H93ZM103 163H104V162H103ZM105 163H106V161H105ZM105 163H104V164H105ZM112 163H111V164H112ZM115 163H116V162H115ZM127 163H128V162H127ZM129 163L132 164V162H129ZM151 163H152V162H151ZM151 163H150V164H151ZM173 163H174V162H173ZM180 163H181V161H180ZM180 163L178 162V164H180ZM186 163H187V162H186ZM192 163H193V162H192ZM192 163H191V164H192ZM197 163H198V162H197ZM220 163H221V161H220ZM241 163H242V161H241ZM94 164H95V163H94ZM119 164H116V166H117V165L119 166ZM133 164H134V163H133ZM154 164H155V163H154ZM176 164H177V161H176ZM176 164H175V165H176ZM181 164H182V163H181ZM209 164H210V162H209ZM214 164H216V163H213V164H212L213 167H211V165H210L209 167L214 168V166H216V165H214ZM218 164H219V163H218ZM221 164H222V163H221ZM227 164H228V163H227ZM230 164H231V162H230ZM230 164H228V165H230ZM245 164H246V163H245ZM71 165H72V164H71ZM102 165H103V164H102ZM109 165H110V164H109ZM159 165H160V162L158 163V166H159ZM161 165H162V164H161ZM183 165H185L184 162H183ZM193 165H194V164H192V166H193ZM219 165H220V164H219ZM222 165H223V164H222ZM222 165H221V166H222ZM241 165H242V164H241ZM250 165H251V164H250ZM60 166H61V167H60ZM66 166H67V165H66ZM69 166H70V165H69ZM84 166H85V164H84ZM86 166H89V165H86ZM112 166H113V165H112ZM114 166H115V164H114ZM118 166H117V167H118ZM122 166H123V165H122ZM134 166H135V164H134ZM136 166H137V165H136ZM147 166H148V164H147ZM153 166H154V165H153ZM153 166H151V167H153ZM178 166H179V165H178ZM187 166H188V165H187ZM189 166H190V165H189ZM194 166H195V165H194ZM197 166H198V165H197ZM91 167H92V166H91ZM91 167H90V168H91ZM100 167H101V166H100ZM100 167H99V168H100ZM119 167H121V166H119ZM131 167H132V166H131ZM149 167H150V166H149ZM198 167H199V169H200V166H198ZM202 167H203V166H202ZM207 167H208V166H206V168H207ZM247 167H248V166H247ZM251 167H252V166H251ZM68 168H71V167H68ZM88 168H89V167H88ZM90 168H89V169H90ZM92 168H93V167H92ZM95 168H96V167H95ZM102 168H103V170H104V167H103V166H102ZM112 168H113V167H112ZM115 168H116V167H115ZM138 168H139V167H138ZM146 168H147V167H146ZM146 168H145V169H146ZM179 168H180V167H179ZM191 168H192V167H190V169H191ZM193 168H194V167H193ZM218 168H219V167H218ZM218 168H217V167L215 168V169H216L215 171H216L217 174H218V171H217ZM252 168H253V167H252ZM62 169H61V170H62ZM100 169H101V168H100ZM100 169H99V170H100ZM105 169H106V167H105ZM107 169L110 170L111 168L109 167V168H107ZM113 169H114V168H113ZM113 169H111V172H112ZM116 169H117V168H116ZM120 169H121V168H120ZM157 169H158V168H157ZM161 169H162V168H161ZM174 169H175V168H174ZM177 169H178V168H177ZM182 169H183V168H182ZM188 169H189V168H188ZM195 169H196V167H195ZM199 169H198V170H199ZM230 169H231V168H230ZM249 169H250V168H249ZM253 169H254V168H253ZM260 169H261V168H260ZM263 169H264V167H263ZM263 169H262V170H263ZM90 170H91V169H90ZM143 170H144V169H143ZM183 170H184V171L182 172V176H183V173L186 172L185 169H183ZM196 170H197V169H196ZM212 170L214 171V169H212ZM212 170H211V171H212ZM219 170H220V169H219ZM250 170H251V169H250ZM67 171H68V170H67ZM67 171H66V172H67ZM101 171H102V170H101ZM148 171H150V169H149V170L147 169V174H148ZM188 171H189V170H188ZM188 171H187V172H188ZM202 171H203V169H202ZM202 171H201V172H202ZM211 171L209 172V174L211 173ZM213 171H212V172H213ZM215 171H214V172H215ZM220 171H221V170H220ZM228 171H229V170H227V172H228ZM259 171H260V170H259ZM52 172H53V171H52ZM52 172H51V173H52ZM68 172H69V171H68ZM84 172H85V170H84ZM94 172H95V170L92 172L93 175H95ZM97 172H99V171H97ZM104 172H107V173H108V170H107V171H103L102 173H104ZM111 172L109 171V175H110ZM113 172H114V171H113ZM120 172H121V171H120ZM180 172H181V169H180ZM187 172H186V174H188ZM195 172H196V171H195ZM199 172H200V171H199ZM204 172H206V170H205ZM214 172H213V174H216V173H214ZM223 172H224V171H223ZM223 172H222V173H223ZM227 172H225V173H227ZM235 172H236V170H235ZM261 172H262V171H261ZM61 173H63V176H64V172L62 171V172H59V177H62V174H61ZM71 173H73V172H71ZM107 173H106V175H107ZM114 173H115V172H114ZM128 173H129V172H128ZM160 173H161V172H160ZM166 173H167V172H166ZM174 173H175V170H174ZM174 173H173V174H174ZM192 173H193V175H194V171L191 172V175H192ZM207 173H208V171L206 172V174H207ZM220 173H221V172H220ZM248 173H249V172H248ZM250 173H252V172L250 171ZM263 173H264V172H263ZM65 174H66V173H65ZM86 174H87V173H86ZM88 174H89V173H88ZM92 174H91V175H92ZM112 174H113V173H112ZM112 174H111V176L113 177L114 175H112ZM173 174H172V176H173ZM196 174H197V172L195 173V175H196ZM199 174H200V173H199ZM199 174H198V177H197L198 180H200L199 176H200V177L203 176V175H199ZM209 174H207V176H208ZM211 174H212V173H211ZM234 174H235V173H234ZM252 174H253V173H252ZM260 174H262V173H260ZM52 175H54V173H52ZM55 175L57 176L56 173H55ZM91 175H90V176H91ZM93 175H92V178L95 179L96 176H97V173H96L95 177H94ZM103 175H104V177L106 178L105 174H101V176H103ZM120 175H121V179H122V181L126 183V179L128 178V177H127L128 174L125 175V174H122V173H121ZM144 175H145V176H144ZM157 175H158L157 172L154 173V174H153V173H150V175H146L143 171H135V172H134V175H133V176H134V179H133L132 177H130L132 180H131L130 178H129V180H131L132 182L135 181L136 184H137V186H138V187H141V186H143V185L145 184V183L142 181V180L145 179V177L150 176V177H152V178L155 179V177H156ZM166 175H169V174H166ZM176 175H178V174H176ZM179 175H180V174H179ZM184 175H185V173H184ZM228 175H229V174H228ZM56 176H54V177H56ZM70 176H71V175H70ZM73 176H74V175H73ZM98 176H100V175L98 174ZM107 176H108V175H107ZM111 176H109V177H111ZM118 176H119V171H118ZM131 176H132V175H131ZM163 176H164V175H161V177H163ZM180 176H181V175H180ZM188 176H190V174H188ZM204 176H205V175H204ZM209 176H210V175H209ZM217 176H219V175H217ZM217 176H216V177H217ZM222 176H223V175H221V177H222ZM234 176H235V175H234ZM236 176H237V173H236ZM238 176H240L239 173H238ZM262 176H263V175H262ZM88 177H89V176H88ZM112 177H111V182H110V183H112V182L114 181V180H113L114 178L112 179ZM174 177H175V175H174ZM193 177H194V176H193ZM100 178H101V177H100ZM152 178H151V179H152ZM158 178H159V177H158ZM168 178H169V176H168ZM172 178H173V177H172ZM175 178H176V177H175ZM180 178H181V177H180ZM186 178H187V176H186ZM194 178H196V177H194ZM194 178H193L194 181H198L197 178H196V179H194ZM201 178H202V177H201ZM209 178H210V177H209ZM226 178H227V176H226ZM228 178H229V176H228ZM234 178H235V177H234ZM94 179H93V180H94ZM102 179H103V178H102ZM102 179H101V180H102ZM115 179H117V178H115ZM188 179H189V178H188ZM188 179H187V181H189ZM217 179H218V178H217ZM221 179H222V178H221ZM224 179H225V176H224ZM89 180H90V179H89ZM99 180H100V179H99ZM107 180L110 181V179H108V178H107ZM124 180H125V181H124ZM157 180H158V179H157ZM168 180H169V179H168ZM173 180H174V183H175V180H176V179H173ZM177 180H178V179H177ZM193 180H192V181H193ZM206 180H207V179H206ZM225 180L228 181V179H225ZM237 180H239V177H238ZM79 181H80V180H79ZM96 181H97V179H96ZM96 181H95V182H96ZM102 181H103V180H102ZM148 181H149V180H148ZM155 181H156V180H155ZM171 181H172V180H171ZM171 181H170V182H171ZM180 181H182V182H186L185 180H182V179H181ZM95 182H94V184H95ZM97 182H98V181H97ZM104 182H105V181H104ZM115 182H116V181H115ZM158 182H159V181H158ZM158 182H157V183H158ZM163 182H164V181H163ZM165 182H166V181H165ZM176 182H177V181H176ZM200 182H201V181H200ZM200 182H198V184H199ZM219 182H220V181H219ZM223 182H224V181H223ZM235 182H236V181H235ZM81 183H82V182H81ZM98 183H99V182H98ZM117 183H118V182H117ZM117 183H115V184H117ZM128 183H129V181H128ZM128 183H127V185H129ZM147 183H148V182H147ZM149 183H150V182H149ZM149 183H148V184H149ZM151 183H152V182H151ZM177 183H178V182H177ZM179 183H180V182H179ZM202 183H203V182H202ZM208 183H209V182H208ZM216 183L218 184V181H216ZM225 183H226V182H225ZM239 183H240V182H239ZM263 183H264V180H263ZM96 184H97V183H96ZM107 184H108V183H107ZM120 184H121L122 186L118 187V188H117V191H120V192H121V195H122L121 198H122V200H123L122 202H119V201H120V200H119L117 203L115 202L113 205H109V204L107 205V204H105V202L103 201V198H102V194H103V193H98V196H96L97 199H98V201H95L94 204L97 203V202L99 203L98 206H97V207H98V211H99V209L102 208L104 212H105V210H106V212L111 211L110 214H112V215L109 214V216H111L110 219H108L107 217H105L106 215L103 216L104 214H103V215H102L101 213H100V214H97L98 216L101 215V216H103L105 219L107 218V219L110 221V222H108V221H104V220L101 218V219L104 221V222H103V221L100 222V224H101L102 227H103V228L101 227L102 229L106 228L105 230H109V231H112L113 229H114V231H116V230L118 229V232H120V233H119L120 235H119V236H116L115 238H118V237L122 236V234L124 233L123 230L126 229L125 232H126V238H127L126 240H128V241H127V242H128V245H127V242L125 241V242H126L125 245H127V248L125 249V251L123 250L125 253H120V252H119L120 246H118V244H117L118 247L115 246V245H113V244H111V245L109 244V243H113V242H111V240L113 239V238H111V237H114V236H108V235H106L105 238L102 237V236H104V234L107 233L108 231H107V232L104 231V234L102 233V234H103L102 236H98L99 233L101 232V231H100L101 229H99V227H98L97 225H96V226H97V229H99V230H98V231L93 230V231L98 232V233H97L98 235L96 234V232H93V231H92V228H93V227L91 228V226L94 224V223H93V220H94V222H95V220H96V222L99 221V220H101V219L98 220L99 217L96 219L97 215H96L95 218L92 217V216L95 215V214L93 215V213H92L93 211H95L94 206H93V207L91 206L92 203H91L89 206H90L91 208H93V211H92V209H91V210L89 209V211H91V213H92V215H90V217H92L93 220H92V225L89 224V225H91V226H88V227L91 229V230H90V231H91V234H92V232H93L92 235H94V233H95V235L98 236V237H95V236L92 237L91 235H90V236L92 237V241L95 240L96 244L98 243V241L100 242V245H101V248H102L101 251H104V250H105V253H104V254H106V252L112 254L111 256H112L113 258H115V259H114V260H115V264H139L138 262H140V257L138 256V251L135 250V247H136V246L134 247V245H135L136 242H134L133 245H131V244H132L131 241H137V242H138V240H139V241H140V240H142V241L145 240V243H147L148 241H151V242H152V240H147V239H151V238H152V239H153V238L156 239V237H152V232H151V235H150L151 238H150L149 233H148L147 239H146V238H145V239H142L144 236H146L145 233H144V235H143L142 233H140V232H138V231L135 230L133 224H134V222H136L137 220H136V221L134 220V222H133V219H136V218H138V219H140V218L144 219V217H145V216H144V215H145V214H144V211L146 210V208H143V206H144L143 204H144V203L141 204V202H140L139 204L135 202L136 205H138V206H136V205L132 206V205H133L132 202H133V201H136V199L134 200V198H133V196H132V195L135 194V191H134L135 188H134V186H133V188H134V190H133L134 193L132 194L131 192H125L123 189H125L126 187H125V188L123 187V186H124L123 183H120ZM152 184H154V183H152ZM200 184H201V183H200ZM200 184H199V186H201ZM217 184H215V185H217ZM248 184H249V183H248ZM250 184H251V183H250ZM91 185H92V184H91ZM98 185H100V184H98ZM98 185H96V186H98ZM101 185H102V184H101ZM104 185H105V184H104ZM109 185H110V184H109ZM118 185H119V184H118ZM146 185H147V184H146ZM159 185L161 186V184H159ZM165 185H167V184H165ZM179 185H180V184H179ZM202 185H203V184H202ZM226 185H227V184H226ZM228 185H230V184H228ZM253 185H254V184H253ZM93 186H94V185H93ZM131 186H132V184H131ZM144 186H145V185H144ZM151 186H152V185H151ZM189 186H190V184H189ZM193 186H194V184H193ZM199 186H198V187H199ZM208 186H209V187H210V186H214V184H209ZM223 186H224V185H223ZM239 186H240V185H239ZM243 186H244V185H243ZM243 186H242V189H243ZM255 186H256V183H255ZM128 187H129V186H128ZM146 187H147V186H146ZM154 187H155V186H154ZM179 187H180V186H179ZM179 187H178V191L180 190ZM190 187H192V185H191ZM203 187H204V186H203ZM206 187H207V186H206ZM228 187H229V186H228ZM263 187H264V186H263ZM98 188H99V187H98ZM129 188H130V187H129ZM159 188H160V187H159ZM161 188H162V187H161ZM182 188H184V187L182 186ZM192 188H193V187H192ZM212 188H213V187H212ZM237 188H238V187H237ZM244 188H245V187H244ZM246 188H247V187H246ZM252 188H254V187H252ZM95 189H96V188H95ZM147 189H149V188H147ZM169 189H170V188H169ZM190 189H191V188H190ZM225 189H226V187H225ZM254 189H255V188H254ZM127 190H128V189H127ZM127 190H126V191H127ZM130 190H131V189H130ZM153 190H154V189H153ZM156 190H157V189H156ZM158 190H159V189H158ZM166 190H167V189H166ZM171 190H173V188H171ZM174 190H175V189H174ZM185 190H186V189H185ZM185 190H184V191H185ZM203 190H205V189H203ZM207 190H208V189H207ZM212 190H213V189H212ZM216 190H217V189H216ZM218 190H219V189H218ZM248 190H249V189H248ZM251 190H252V189H251ZM95 191H96V190H95ZM95 191H94V192H95ZM137 191H138V190H137ZM137 191H136V192H137ZM187 191H188V188H187ZM209 191H211V190H209ZM214 191H215V190H214ZM219 191H221V190H219ZM231 191H232V190H231ZM231 191H230V192H231ZM245 191H246V189H245ZM254 191H255V190H254ZM254 191H253V192H254ZM262 191H264V190H262ZM99 192H100V191H99ZM108 192H109V191H108ZM113 192H114V191H113ZM113 192H112V193H113ZM142 192H143V191H142ZM159 192H160V191H159ZM168 192H170V191H168ZM171 192H172V191H171ZM179 192H180V191H179ZM181 192H182V191H181ZM198 192H199V191H198ZM201 192L203 193L202 188H201L200 193H201ZM207 192H208V191H207ZM217 192H218V191H216L215 195L217 194ZM224 192H225V191H224ZM228 192H229V191H228ZM230 192H229V194H230ZM232 192H233V191H232ZM256 192H258V189H257ZM259 192H261V191H259ZM90 193H91V192H90ZM177 193H178V192H177ZM190 193H191V192H190ZM190 193H188V195H189ZM196 193H197V192H196ZM196 193H195V194H196ZM202 193H201V194H202ZM212 193H213V192H212ZM240 193H242V190H241ZM109 194H110V193H109ZM139 194H141V193H139ZM160 194H161V193H160ZM164 194H165V192H164ZM164 194H163L162 198H164ZM178 194H179V193H178ZM183 194H184V193H183ZM195 194H193V192H192V194H190V197H189V198H191V196H194ZM201 194H200V196H201ZM205 194L208 195V193H206V190H205V192H204V196H203V197H206ZM245 194H246V193H245ZM251 194H252V193H251ZM95 195H96V194H95ZM113 195H114V193H113ZM117 195H118V193H117ZM136 195H137V194H136ZM143 195H144V194H143ZM167 195H168L167 198H171L170 193H167L166 196H167ZM169 195H170V197H169ZM173 195H174V194H173ZM173 195H172V196H173ZM185 195H186V194H185ZM188 195H186V197H187ZM196 195H198V193H197ZM218 195H219V193L217 194V196H218ZM222 195H223V194H222ZM224 195H225V194H224ZM239 195H240V194H239ZM243 195H244V193H243ZM243 195H242V196H243ZM246 195H248V193H247ZM257 195H258V194H257ZM109 196H111V194H110ZM118 196H119V195H118ZM153 196L157 197L159 200H160V198H161L160 196H156V195H154V194L152 195V197H153ZM182 196H183V195H182ZM209 196H210V195H209ZM212 196H213V195H212ZM227 196H228V195H227ZM227 196H226V197H227ZM242 196H241V198L244 197V196H243V197H242ZM255 196H256V195H255ZM258 196H259V195H258ZM116 197H117V196H116ZM175 197H176V193H175ZM186 197H184V198H186ZM203 197H202V198H203ZM210 197H211V196H210ZM210 197H209V198H210ZM222 197H223V196H222ZM247 197H250V196L248 195ZM247 197H246V198H247ZM91 198H92V197H91ZM121 198L119 197L118 199H121ZM162 198H161V200H163ZM181 198H182V197H181ZM211 198H212V197H211ZM211 198H210V201L213 202L214 197H213V200H211ZM227 198H228V197H227ZM246 198H245V199H246ZM258 198H261V197L259 196ZM258 198H257V200H258ZM89 199H90V198H89ZM110 199H111V197H110ZM112 199H113V197H112ZM116 199H117V198H116ZM139 199H140V197H139ZM139 199H138V200H139ZM143 199L146 200V199H149V198H146V199H145V198L143 197ZM193 199H194L195 201H197L196 198H193ZM198 199H200V198H198ZM203 199H204V198H203ZM225 199H226V198H225ZM243 199H244V198H243ZM247 199H248V198H247ZM91 200H92V199H91ZM125 200H126V201H125ZM138 200H137V201H138ZM171 200H172V198H171ZM173 200L176 201V200L174 199V196H173ZM173 200H172V201H173ZM177 200L179 201V200H180V197H179V199L177 198ZM183 200H184V199H183ZM215 200H216V198H215ZM217 200H219L218 197H217ZM217 200H216V201H217ZM237 200H240V197H239V199H236V201H237ZM109 201H110V200H109ZM113 201H116L115 198L113 199ZM124 201L126 202L127 205H125V204L123 203ZM141 201H143V200L141 199ZM149 201H152V199L149 200ZM154 201H155V200H154ZM154 201H152V203H153ZM156 201L159 202L158 200H156ZM156 201H155V202H156ZM164 201L166 202L167 200L164 199ZM188 201H189V200H188ZM190 201H191V199H190ZM205 201L208 202V201H209L208 198H207V200H206V198H205ZM221 201H224V200L222 199ZM240 201H241V200H240ZM138 202H139V201H138ZM155 202H154V205H153V206H155ZM160 202L163 203V201H160ZM165 202H164V203H165ZM170 202H171V201H170ZM181 202H182V199H181ZM193 202H194V201H193ZM199 202H200V201L198 200V203H199ZM206 202H204V205H206V204H205ZM212 202H210V203H212ZM214 202H215V201H214ZM228 202H229V201H228ZM228 202H227V203H228ZM122 203H123L125 206H124ZM135 203H134V204H135ZM152 203H150V204H152ZM164 203H163V205H164ZM168 203H169V201H168ZM173 203H174V202H173ZM175 203H177V202H175ZM187 203L189 204V202H187ZM196 203H197V202H196ZM200 203H201V202H200ZM210 203L208 202V204H210ZM244 203H245V201H244ZM263 203H264V202H263ZM94 204H92V205H94ZM111 204H112V203H111ZM156 204H158V203H156ZM159 204H160V203H159ZM170 204H171V203H170ZM177 204H179V202H178ZM177 204H176V205H177ZM180 204H181V203H180ZM180 204H179V205H180ZM188 204H186V205H188ZM190 204H191V203H190ZM202 204H203V201H202ZM224 204L226 205V203H224ZM165 205H166V204H165ZM173 205H174V204H173ZM181 205H182V204H181ZM184 205H185V203H183L182 206L185 207L186 205H185V206H184ZM193 205H194V204H193ZM197 205H199V204H197ZM210 205H211V204H210ZM213 205H214V203L212 204V206H213ZM225 205H222V204H221V205H219V206H220V208H221V206H225ZM229 205H230V204H228V208H229ZM243 205H244V204H243ZM121 206L124 208V210H123L124 213H125L124 215H123V214H120V212L118 211V210L121 211V210L123 209ZM182 206H181V207H182ZM191 206H192V205H191ZM194 206H196V205H194ZM194 206H193V208H194ZM199 206H200V205H199ZM199 206H198V207H199ZM215 206H216V205H215ZM217 206H218V205H217ZM217 206H216V207H217ZM97 207H96V209H97ZM120 207H121L122 209H121ZM157 207H158V205H157ZM168 207H169V206H168ZM168 207H167V208H168ZM171 207H172V206H171ZM173 207H174V206H173ZM173 207H172V208H173ZM175 207H176V206H175ZM189 207H190V206H189ZM189 207H188V208H189ZM207 207H208V206H207ZM207 207L205 206L204 208L207 209ZM240 207H241V204H240ZM88 208H89V207H88ZM106 208H107V209H106ZM118 208H120V209H118ZM154 208H155V207H154ZM165 208H166V207H165ZM200 208L202 209L201 206H200ZM209 208H210V206H209ZM209 208H208V209H209ZM214 208H215V207H214ZM218 208H219V207H218ZM218 208H217V210H219ZM228 208H227V209H228ZM230 208H231V211H232V207H230ZM241 208H242V207H241ZM241 208H240V209H241ZM246 208H247V207H246ZM102 209H101V210H102ZM149 209H150V208H149ZM151 209H152V208H151ZM176 209H177V208H176ZM190 209H191V208H190ZM196 209H197V208H195V210H196ZM208 209H207V211H205L204 209H203L202 211L208 213ZM224 209H225V208H224ZM224 209H223L222 211H224ZM227 209H225V210H227ZM233 209H234V207H233ZM107 210H108V211H107ZM172 210H173V209H172ZM181 210H182V209H181ZM184 210H185V209H184ZM184 210H183V211H184ZM187 210H188V209H187ZM191 210H192V209H191ZM213 210H214V209H213ZM215 210H216V209H215ZM215 210H214V212H215ZM217 210H216V213L218 212ZM151 211H152V210H151ZM170 211H171V210H170ZM173 211H174V210H173ZM178 211H179L178 209H177V211L175 210V212H176L177 214H178ZM189 211H190V210H189ZM189 211H188V212H189ZM197 211H198V210H197ZM219 211H220V210H219ZM231 211H230V212H231ZM233 211H234V210H233ZM240 211H241V210H240ZM99 212H100V211H99ZM168 212H169V211H168V209H167V213H168ZM192 212H194V211H192ZM200 212H201V211H199V213H200ZM212 212H213V211H212ZM220 212H221V211H220ZM227 212H228V210H227ZM237 212H238V210H237ZM244 212H245V211H244ZM247 212H248V211H247ZM91 213H90V214H91ZM94 213H96V211H95ZM121 213H122V212H121ZM164 213H165V211H164ZM172 213H173V212H172ZM176 213L173 214V215H174L173 217L176 216V218H177L178 215H175ZM181 213H182V212H181ZM184 213H186V212H184ZM184 213H183V214H184ZM195 213H197V212L195 211ZM202 213H203V212H202ZM210 213H211V212H210ZM216 213H214V214H216ZM239 213H242V212H239ZM119 214H120V215H119ZM149 214H150V213H149ZM151 214H152V212H151ZM205 214H206V213H205ZM211 214H212V213H211ZM156 215H157V214H156ZM159 215H160V214H159ZM168 215H169V213H168ZM171 215H172V214H171ZM181 215H182V214H181ZM181 215H180V216H181ZM220 215H221V213H220L218 216L220 217ZM260 215H261L262 217L260 216L259 218H255V221H253V222H256V223H257L256 225H258L259 227H261V228H259V229H260V230L263 229L262 231H264V215H262V214H260ZM109 216H108V217H109ZM153 216H154V215H153ZM153 216H152V219H153ZM157 216H158V215H157ZM161 216H162V215H161ZM165 216H166V215H165ZM165 216H164V217H165ZM183 216H184V215H183ZM195 216H196V215H194V217H195ZM197 216H198V214H197ZM201 216H202V215H201ZM201 216H200V214H199V218H200ZM210 216H211V215H210ZM242 216H243V215H242ZM250 216H251V215L249 214V216H247V217L249 218ZM134 217H136V218H134ZM186 217H187V216H186ZM188 217H189V216H188ZM191 217H192V215H191ZM202 217H203V216H202ZM202 217H201L200 219H202ZM251 217H253V216H251ZM111 218H112V219H111ZM158 218H159V217H158ZM161 218H162V217H161ZM170 218H171V216H170ZM176 218H174V219H176ZM178 218H179V217H178ZM178 218H177V219H178ZM213 218H214V216H213ZM149 219H151V218H149ZM179 219H180V218H179ZM8 220H9V219H8ZM8 220H7V221H8ZM160 220H161V221L163 220V222H164V219H160ZM168 220H169V219H168ZM170 220L172 221V218H171ZM170 220H169V222H170ZM181 220H182V217H181L179 223H180V222L182 223ZM192 220H193V219H192ZM195 220H196V219H195ZM202 220H203V219H202ZM204 220H205V219H204ZM214 220H215V219H214ZM218 220H219V219H218ZM249 220H250V218H249ZM0 221H1V220H0ZM2 221H3V220H2ZM139 221H140V220H139ZM151 221H153V220H151ZM154 221H155V219H154ZM166 221H167V219H166ZM189 221H191V220L189 219ZM199 221H200V220H199ZM199 221H198V224H199ZM216 221H217V219H216ZM243 221H244V220H243ZM163 222H162V223H163ZM169 222H168V224H169ZM174 222H175V221H174ZM183 222H184V221H183ZM250 222L252 223V219H251V221H248V222H247L249 226L252 225ZM0 223H1V222H0ZM75 223H77V222H75ZM75 223L73 222V224H75ZM82 223H83V222H82ZM82 223H77V226H79L78 224H82ZM84 223H85V222H84ZM90 223H91V222H90ZM144 223H145V222H144ZM144 223H143V224H144ZM156 223H157V220H156ZM158 223H159V221H158ZM166 223H167V222H166ZM166 223H165V224H166ZM170 223H172V222H170ZM175 223H176V222H175ZM177 223H178V222H177ZM201 223H203V222H201ZM204 223H205V222H204ZM207 223H208V221H207ZM244 223H245V230H244V231H245V235H240V233H238V234L236 235L235 233H237V232H233V231H232V233L230 232L232 236L228 235L229 237H227V235H226V238L221 239V241H222V247L225 248L226 252H221V253H219V252H216L215 250L209 248V251H208V254H209V255H206V256L210 257V258H209L210 261L206 262L207 260L205 259L206 261L203 260V262H202L201 264H216V262H219V261H217V260H219V259H221V260L223 259L224 264H228V262H229V258H228V255H227L226 253L228 252V249H229V248H230V250H233V249L238 250V251H237L238 254H237L236 259L234 260L233 264H250V263H249L250 261L248 262V261H245L244 259H242L241 252H242L243 250H246V246H247V249H252V251L255 250V249L252 248V244H250V242H249V243H246V242H244L243 240H246L244 237H248L249 240H250V239L252 240V238H255L256 235H255V236L252 235V233L250 232L251 229H249V226H247V224H246V220H245ZM249 223H250V224H249ZM3 224H4V222H3ZM3 224L1 223V226H2ZM7 224H8V222H7ZM73 224H72V225H73ZM96 224H97V223H96ZM124 224H125V225H128V227L131 225V230H130V231H127V229L129 230V228H124ZM141 224H142V222H141ZM151 224L153 225V223H151ZM154 224H155V223H154ZM165 224H164V225H165ZM168 224H167V225H168ZM172 224H174V223H172ZM186 224H187V223H186ZM190 224H191V222H190ZM195 224H197V223H195ZM195 224H194V225H195ZM254 224H255V223H254ZM98 225H99V224H98ZM146 225H147V227L149 226L148 224H146ZM162 225H163V224H162ZM169 225H170V224H169ZM175 225H176V224H175ZM178 225H179V224H178ZM181 225H184V223H182ZM206 225H207V224H206ZM209 225H210V224H209ZM211 225H212V224H211ZM213 225H214V221H213ZM213 225H212V226H213ZM223 225H224V223H223ZM242 225H243V224H242ZM82 226H83V225H80V227H82ZM84 226H85V225H84ZM84 226H83V227H84ZM136 226H137V223H136ZM153 226H154V225H153ZM156 226H157V224H156ZM156 226H155V228H156ZM186 226H187V225H186ZM198 226H199V225H198ZM198 226H197V227H198ZM201 226H202V224H201ZM201 226H200V227H201ZM228 226H229V225H228ZM228 226H225V229H228V228H229ZM243 226H244V225H243ZM70 227H71V226H70ZM73 227H76V226L74 225ZM126 227H127V226H126ZM138 227H139V226H138ZM150 227H151V226H150ZM163 227H164V226H163ZM166 227L169 228V226H166ZM172 227H173V226H172ZM176 227H177V226H176ZM183 227H185V225H184ZM190 227H191V226H190ZM193 227H194V226H193ZM230 227H231V226H230ZM252 227H255V226H252ZM3 228H4V227H3ZM3 228H1V230H2ZM76 228H77V227H76ZM78 228H79V227H78ZM86 228H87V226L85 227V229H84V228H82V229H84L85 231H87ZM89 228H88V229H89ZM94 228H95V225H94ZM142 228H143V227H142ZM179 228H180V227H179ZM181 228H182V227H181ZM194 228H195V227H194ZM201 228H202V227H201ZM223 228H224V227H223ZM250 228H251V227H250ZM71 229H72V227H71ZM71 229L69 228V232H70V233L68 232L69 236H70V235H71V236L73 235V233H71L72 230L75 231V229H72V230H71ZM115 229H116V230H115ZM143 229H144V228H143ZM151 229H152V228H151ZM151 229H147V230L149 231V230H151ZM173 229L175 230L174 227H173ZM183 229H184V228H183ZM189 229H191V228H188V230H189ZM205 229H207V227L204 228V231H205ZM209 229H210V227H209ZM211 229L213 230V227H212ZM253 229H254V228H253ZM253 229H252V230H253ZM259 229H258V230H259ZM1 230H0V231H1ZM3 230H4V229H3ZM76 230H77V229H76ZM145 230H146V228L144 229V231H145ZM147 230H146L145 232H147ZM163 230H164V229H163ZM179 230H180V229H179ZM184 230H185V229H184ZM191 230H192V229H191ZM191 230H190V231H191ZM193 230H194V229H193ZM196 230H197V229H195V231H196ZM212 230H210V232H212ZM256 230H257V228H256ZM258 230H257V232H258ZM9 231H10V230H9ZM81 231H82V230H80V232H81ZM85 231H83V233H84ZM88 231H89V230H88ZM88 231H87V232H88ZM90 231H89V232H90ZM99 231H100V232H99ZM139 231H140V230H139ZM155 231H156V230H154L153 232H155ZM157 231H158V230H157ZM157 231H156V232H157ZM175 231H176V230H175ZM181 231H183V230L181 229ZM181 231H180V232H181ZM185 231H186V230H185ZM185 231H183V234L185 233ZM197 231L200 232V228H199V230H197ZM201 231H202V229H201ZM206 231H209V230H206ZM224 231H225V230H224ZM5 232H6V231H5ZM5 232H4V233H5ZM121 232H123V233H121ZM156 232H155V233H156ZM168 232H169V230H168ZM170 232H171V229H170ZM176 232H178V231H176ZM180 232H179V233H180ZM255 232H256V231H255ZM259 232H260V231H259ZM259 232H258V233H259ZM74 233H76V231H75ZM77 233H78V232H77ZM113 233H114V232H113ZM115 233H116V232H115ZM165 233H166V231H165ZM179 233H178V234H179ZM213 233H214V232H213ZM213 233H212V234H213ZM233 233H234V234H233ZM241 233H242V232H241ZM253 233H254V232H253ZM2 234H3V231H2ZM16 234H17V233H16ZM86 234H87V233H85V236H86ZM111 234H112V233L110 232V235H111ZM153 234H154V233H153ZM162 234H164V233H162ZM172 234H174V233H172ZM175 234H176V233H175ZM175 234H174V235H175ZM194 234L196 235L197 233H194ZM194 234H192V235H194ZM214 234H215V233H214ZM243 234H244V233H243ZM75 235H76V234H75ZM77 235H78V234H77ZM80 235H81V234H79L78 236H80ZM100 235H101V234H100ZM112 235H113V234H112ZM114 235H117V233L114 234ZM165 235H166V234H165ZM174 235L172 236V235L170 234L171 237H174ZM181 235H182V234H180V236H181ZM186 235H187V234H186ZM204 235H206V233H205ZM207 235H209V234H207ZM207 235H206V237H207ZM210 235H211V234H210ZM210 235H209V237H210ZM3 236H5V235H3ZM69 236H67V237H69ZM82 236H83V234H82ZM88 236H89V235H88ZM107 236H108V239L111 238L109 243L107 242V241H108ZM123 236H124V235H123ZM155 236H156V235H155ZM168 236H169V235L164 236L165 239H163V240H166V237H168ZM183 236H184V235H183ZM187 236H189V235H187ZM199 236H200V235L198 234V237H199ZM213 236H214V235H213ZM213 236H211V237H213ZM220 236H221V235H220ZM220 236H219V237H220ZM223 236H224V235H223ZM236 236L239 238V242H238L237 239H236L237 242H235V239L233 240V237H236ZM263 236H264V234H263ZM7 237H8V236H7ZM11 237H12V236H11ZM13 237H14V235H13ZM13 237H12V239H14ZM58 237L61 238L62 236L59 235ZM64 237H66V234H65ZM73 237H74V239H75L77 236H76V237L73 236ZM73 237H72V238L70 237V239H73ZM86 237H87V236H86ZM86 237H80V238H78V239H79V245H80L81 248L84 249L85 254H86V252L88 253V251H89V254H88V255H90V256L87 257V255H85V257L88 258L87 260H90L89 258H91V256H94V255H91V254H92V253L94 254V253H95L94 251H95L96 249H98V248H97V247H96V248H95V247L92 248V247H93L94 245H96V244H92V243L89 244V241H86ZM91 237H90V238H91ZM109 237H110V238H109ZM148 237H149V238H148ZM159 237H160V235H159ZM162 237H163V236H162ZM177 237H178V235L176 236V238H177ZM189 237H190V236H189ZM194 237H195V236H194ZM196 237H197V236H196ZM198 237H197V238H198ZM200 237H201V236H200ZM202 237H204V236H202ZM1 238H2V236L0 237V239H1ZM9 238H10V237H9ZM9 238H8V239H9ZM19 238H20V237H19ZM24 238H25V237H24ZM90 238H89V240H90ZM115 238H114V239H115ZM122 238H123V237H122ZM122 238L120 237V238L117 239V240L120 241V239H122ZM157 238H158V237H157ZM174 238H175V237H174ZM176 238H175V239H176ZM180 238H181V237H180ZM185 238H186V237H185ZM3 239H4V238H3ZM8 239H5V240H7V242H8ZM22 239H23V238H22ZM25 239H26V238H25ZM62 239H63V237H62ZM64 239H65V238H64ZM66 239H68V238H66ZM66 239H65V240H66ZM70 239H69V240H70ZM87 239H88V238H87ZM106 239H107V240H106ZM114 239H113V240H114ZM124 239H125V238L122 239L123 242H124ZM168 239H169V238H168ZM171 239H172V238H171ZM177 239H178V238H177ZM188 239H189V238H188ZM194 239H196V238H194ZM200 239H201V238H200ZM205 239H207V238H205ZM60 240H61V239H60ZM113 240H112V241H113ZM157 240H158V239H157ZM185 240H187V239H184V242L187 244L188 242L185 241ZM190 240H191V239H189V241H190ZM197 240H198V239H197ZM202 240H203V239H202ZM253 240H254V239H253ZM1 241H2V240H1ZM12 241H13V240H12ZM12 241H11V242H12ZM57 241H58V240H57ZM67 241H68V240H67ZM71 241H72V240H71ZM71 241H70V242H71ZM76 241H78V240H76ZM76 241H75V242H76ZM119 241H118V243H119ZM142 241H141V242H142ZM158 241H159V240H158ZM166 241H168V240H166ZM169 241H170V240H169ZM169 241H168V242H169ZM172 241H173V239H172ZM172 241H171V242H172ZM174 241H176V240H174ZM206 241H207V240H206ZM262 241H263V238H262ZM4 242H5V241H4ZM7 242H6V243H7ZM9 242H10V240H9ZM9 242H8V243H9ZM19 242H20V241H19ZM28 242H29V241H28ZM73 242H74V241H73ZM75 242H74V243H75ZM114 242H116V241H114ZM129 242H131V244H129ZM168 242H167V246H168ZM171 242H170V243H171ZM184 242H182V244H181L182 246H185V245H183ZM190 242L193 243V241H190ZM247 242H248V241H247ZM6 243H0V245H1V246H0V247H1L0 249H1V250H0V251H2V248H3V247H2V244L4 245V244H6ZM8 243H7V245H8ZM64 243H65V242H64ZM76 243H77V242H76ZM138 243H139V242H138ZM138 243H137V244H138ZM149 243H150V242H149ZM155 243H156V242H155ZM170 243H169V244H170ZM178 243H179V242H178V240H177V241H176V245H177ZM194 243H195V242H194ZM203 243L205 244V242H203ZM11 244H12V243H11ZM17 244H19V243H16V244H15V247H16ZM52 244H53V243H52ZM120 244H122V242H121ZM150 244H151V243H150ZM157 244H158V243H157ZM162 244H164V243H162ZM165 244H166V243H165ZM165 244H164V245H165ZM173 244H174V243H173ZM212 244H213V243H212ZM262 244H263V243H262ZM9 245H10V244H9ZM12 245H13V247H14V242H13ZM12 245H11L10 247H12ZM67 245H69V244H67ZM67 245H66V246H67ZM91 245H92V246H91ZM100 245H99V246H100ZM125 245H124V246H125ZM171 245H172V244H171ZM181 245H180V246H181ZM187 245H188V244H187ZM198 245H199V244H198ZM208 245H209V244H208ZM232 245H233V246H232ZM234 245H235V246H234ZM255 245H256V243H255ZM5 246H6V245H5ZM17 246H18V245H17ZM50 246H51V245H50ZM50 246H49L48 250L50 249ZM64 246H65V244H64ZM71 246H72V245H70L69 248H67V247H64V248H54L55 250H54V252H52L51 254H48V253L46 252L47 250H46L45 252L48 254L47 257H49V258L52 257V258H53L52 260H54V258H55L58 264H59L61 258H63V257H64V258L72 257V258H75V259H79V262H77V264H79L80 262H81V264H88V263L86 262L87 260H86V261H83V259L81 258V254H82L81 251H80V253H79V252H78L79 250L77 251V249H74V248H72ZM76 246H77V245H76ZM96 246H97V245H96ZM124 246L121 247V248H122V249L125 248ZM132 246H133V247H132ZM137 246H138V247H136V248H139V245H137ZM152 246L158 247V246L155 245V244H154V245L152 244ZM172 246H174V245H172ZM182 246H181V248H182ZM190 246H191V245H190ZM204 246H205V245H204ZM204 246L202 245L203 248H204ZM260 246H262V248H261V250H262V249L264 248V246L261 245V244H260ZM19 247H21V246H19ZM19 247H16L15 249L18 250V249H20ZM53 247H54V244H53V246H52V249H53ZM55 247H56V246H55ZM116 247H117V248H116ZM162 247H163V246H162ZM169 247H170V249H171V246H170V245H169ZM169 247H168V249H169ZM205 247H206V246H205ZM228 247H229V248H228ZM257 247H258V246H257ZM4 248H5V247H4ZM4 248H3V249H4ZM21 248H23V247H21ZM24 248H26V246H25ZM75 248H76V247H75ZM151 248H152V247H151ZM160 248H161V246H160ZM172 248H173V247H172ZM174 248H175V247H174ZM174 248H173V249H174ZM183 248L185 249V247H183ZM186 248H187V246H186ZM195 248H196V246H195ZM212 248H213V247H212ZM15 249H13V250H15ZM91 249H94V251H92V253L90 254V250H91ZM103 249H104V250H103ZM163 249L165 250V247H164ZM170 249H169V252L171 253L172 249H171V250H170ZM177 249H179V248H177ZM190 249H191V248H190ZM204 249H205V248H204ZM6 250H7V249H6ZM6 250H4V252H5ZM13 250H11V251H13ZM17 250H16V251H17ZM24 250H25V249H24ZM98 250H99V249H98ZM161 250H162V249H161ZM166 250H167V249H166ZM166 250H165V251H166ZM192 250H193V249H192ZM192 250H191V251H192ZM225 250H224V251H225ZM19 251H20V250H19ZM21 251H22V254H23V250H22V249H21ZM34 251H36V250H34ZM51 251H52V250H51ZM55 251H56V252H55ZM96 251H97V250H96ZM120 251H121V250H120ZM123 251H122V252H123ZM156 251H158V250H156ZM156 251H155V252H156ZM167 251H168V250H167ZM173 251H174L173 253L176 252L175 250H173ZM185 251H186V249H185ZM188 251H189V250H188ZM188 251H187V252H188ZM191 251H190V252H191ZM263 251H264V250H263ZM4 252H2V253L4 254ZM7 252H8V251H7ZM7 252H5V253H6V255L8 256V253H7ZM177 252H179V250H178ZM177 252H176L177 255L174 254V256L181 255V254H179V253H177ZM187 252H185V253H187ZM258 252H260V249H259ZM261 252H262V251H261ZM0 253H1V252H0ZM20 253H21V252H20ZM24 253H26V252H24ZM36 253H37V252H36ZM38 253H39V252H38ZM100 253H101V252H100ZM100 253L98 252V256H99ZM147 253H148V252H144V255H147ZM167 253H168V252H167ZM206 253H207V252H206ZM242 253H243V252H242ZM11 254H12V257H13V255H15L14 253H11ZM11 254H10V256H11ZM30 254H31V251H30ZM32 254H33V253H32ZM32 254H31V256H33ZM43 254H44V253H43ZM171 254H172V253H171ZM182 254H183L182 256H184L183 251H182ZM188 254H189L190 256H192V257H189V258H188L187 264H188V262H189V264H200V263H199L200 261L197 262V261H198V260H197L198 258H197L193 253L190 254V253L188 252ZM192 254L194 255V257H193ZM19 255H20V254H19ZM50 255H51V256H50ZM96 255H97V254L95 253V258L97 257V260H98V256H96ZM100 255H101V254H100ZM106 255H107V254H106ZM106 255H105V256H106ZM169 255H170V254H169ZM169 255H168V257H169ZM172 255H173V254H172ZM186 255H187V254H186ZM249 255H250V254H249ZM1 256H2V254L0 255V258L2 259ZM3 256H4V258L6 257L5 255H3ZM35 256H36V255H35ZM35 256H34V257H35ZM44 256H45V258H47L45 254H44ZM108 256H110V255L108 254ZM160 256H161V255H160ZM160 256H159V257H160ZM166 256H167V255H166ZM174 256H173V257H174ZM187 256H188V255H187ZM243 256H244V255H243ZM8 257H9V256H8ZM15 257H17V256H15ZM82 257H84V255H83ZM85 257H84V258H85ZM102 257H104V255H102ZM173 257L171 258V256H170L171 260L173 259ZM251 257H252V256H251ZM6 258H7V257H6ZM9 258H10V257H9ZM13 258H14V257H13ZM72 258H71V259H72ZM86 258H85V259H86ZM93 258H94V257H93ZM99 258H100V256H99ZM105 258H106V257H105ZM110 258H111V257H109L108 259L110 260ZM113 258H111V259H113ZM146 258H147V257H146ZM178 258H179V257L176 258V262H177V263H175V264H178V263H180V262L183 260V259H181V258H180V259H178ZM204 258H206V257H204ZM243 258H244V257H243ZM7 259H8V258H7ZM31 259H33V257H32ZM68 259H69V258H68ZM71 259H70L69 261H66V260H67V259H66L65 262H68V264H70L69 262L71 261ZM106 259H107V258H106ZM163 259H164V258H163ZM163 259H162V261H163ZM166 259H167V258H166ZM177 259H178V261H177ZM247 259H248V258H247ZM2 260H4V259H2ZM2 260H1V262H2ZM13 260H14V259H13ZM13 260L11 261V259H10L11 262L9 261V264H10V263H11V264H15V262L19 261L18 258L16 259L15 262H13ZM20 260H21V259H20ZM37 260H38V259H37ZM52 260L50 259V262H51ZM63 260H64V259H62V261H63ZM95 260H96V259H95ZM100 260H102V259H100ZM169 260H170V259H169ZM179 260H181V261H179ZM196 260H197V261H196ZM253 260H257L260 264H264V252H263L262 255L259 254V256L253 257ZM253 260L251 259V262H252ZM5 261H6V259H5ZM21 261L23 262V260H21ZM21 261H20L19 264L22 263ZM45 261H46V259H45ZM45 261H43L44 263H42V264L47 263V261H46V262H45ZM48 261H49V260H48ZM54 261H55V260H54ZM62 261H61V262H62ZM73 261H74V260H73ZM104 261L108 264V262H107L105 259H104ZM7 262H8V261H7ZM61 262H60V263H61ZM92 262H93V263H92ZM97 262H98V261H97ZM99 262H102V261H99ZM99 262H98V263H99ZM105 262H104V264H105ZM170 262H171V261H168V260H167V263H170ZM174 262H175V260L173 261V263H174ZM182 262L185 263L186 261H182ZM2 263L4 264V261H3ZM89 263H90V262H89ZM91 263L94 264V259L91 260ZM91 263H90V264H91ZM98 263H97V264H98ZM162 263H164V261H163ZM184 263H180V264H184ZM219 263H221V261H220ZM252 263H253V262H252ZM0 264H1V263H0ZM5 264H7V263L5 262ZM24 264H25V263H24ZM49 264H50V263H49ZM53 264H54V263H53ZM62 264H63V262H62ZM71 264H75V262H73V263L71 262ZM99 264H100V263H99ZM111 264H112V262H111ZM143 264H145V263L143 262ZM164 264H166V262H165Z\"/></svg>",
	"mask_w": 264,
	"mask_h": 264
}]
</instances>
